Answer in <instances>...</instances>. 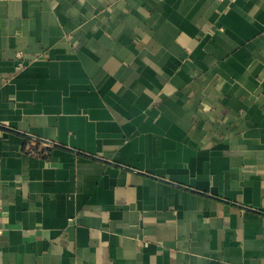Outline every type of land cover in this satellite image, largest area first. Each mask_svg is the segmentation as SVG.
I'll list each match as a JSON object with an SVG mask.
<instances>
[{"label": "crops", "instance_id": "crops-1", "mask_svg": "<svg viewBox=\"0 0 264 264\" xmlns=\"http://www.w3.org/2000/svg\"><path fill=\"white\" fill-rule=\"evenodd\" d=\"M0 264H264V0H0Z\"/></svg>", "mask_w": 264, "mask_h": 264}, {"label": "built area", "instance_id": "built-area-1", "mask_svg": "<svg viewBox=\"0 0 264 264\" xmlns=\"http://www.w3.org/2000/svg\"><path fill=\"white\" fill-rule=\"evenodd\" d=\"M218 1H224V0H218ZM231 1L233 2V1H236V0H231ZM19 65H20V66L23 65V62H22L21 60L19 61Z\"/></svg>", "mask_w": 264, "mask_h": 264}]
</instances>
